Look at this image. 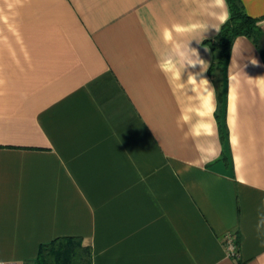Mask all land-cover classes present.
<instances>
[{"label": "crops", "instance_id": "crops-1", "mask_svg": "<svg viewBox=\"0 0 264 264\" xmlns=\"http://www.w3.org/2000/svg\"><path fill=\"white\" fill-rule=\"evenodd\" d=\"M222 11L0 0V263L79 239L89 264H264V54L239 36L213 68Z\"/></svg>", "mask_w": 264, "mask_h": 264}, {"label": "trees", "instance_id": "trees-1", "mask_svg": "<svg viewBox=\"0 0 264 264\" xmlns=\"http://www.w3.org/2000/svg\"><path fill=\"white\" fill-rule=\"evenodd\" d=\"M230 5V19L221 27V32L213 44L214 69L225 65L229 58L233 39L249 37L264 54V31L259 19L246 14L240 0H227ZM88 248L82 247L79 239H60L40 249L36 264H89Z\"/></svg>", "mask_w": 264, "mask_h": 264}, {"label": "clouds", "instance_id": "clouds-1", "mask_svg": "<svg viewBox=\"0 0 264 264\" xmlns=\"http://www.w3.org/2000/svg\"><path fill=\"white\" fill-rule=\"evenodd\" d=\"M215 5L218 6L219 8L223 9L221 15L218 17V19L220 20L221 23H224L228 20L229 18V13L227 11V6L225 3V0H215ZM198 55V53H197ZM257 61H254L253 64H256ZM202 65L203 64V60L199 59L198 61H188V65L189 66H195V65ZM205 83H208L207 80H205ZM258 83L260 85H264V77H261L258 81ZM261 223H264V221H262ZM228 251L231 253H235V247L233 245H229Z\"/></svg>", "mask_w": 264, "mask_h": 264}, {"label": "built area", "instance_id": "built-area-1", "mask_svg": "<svg viewBox=\"0 0 264 264\" xmlns=\"http://www.w3.org/2000/svg\"><path fill=\"white\" fill-rule=\"evenodd\" d=\"M236 236L234 234H229L226 236L225 239V242H226V249H227V252H228V255L231 256V257H234V258H239L240 256V253H239V247H238V243L236 241ZM229 245H233L235 247V253H231L228 251V248H229ZM0 264H12V263H0Z\"/></svg>", "mask_w": 264, "mask_h": 264}]
</instances>
